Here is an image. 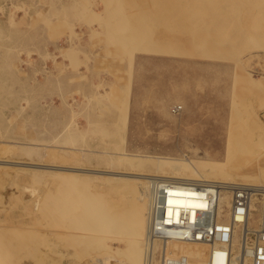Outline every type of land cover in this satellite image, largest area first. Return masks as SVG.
Listing matches in <instances>:
<instances>
[{"label": "rangeland", "instance_id": "374dc122", "mask_svg": "<svg viewBox=\"0 0 264 264\" xmlns=\"http://www.w3.org/2000/svg\"><path fill=\"white\" fill-rule=\"evenodd\" d=\"M0 143L4 264H58L48 207L66 173L71 192L145 214L146 233L150 186L113 173H173L126 152L191 159L214 181L211 164L224 163L238 182L264 183V0H0ZM101 253L87 246L76 264H103Z\"/></svg>", "mask_w": 264, "mask_h": 264}, {"label": "built area", "instance_id": "2783aa9c", "mask_svg": "<svg viewBox=\"0 0 264 264\" xmlns=\"http://www.w3.org/2000/svg\"><path fill=\"white\" fill-rule=\"evenodd\" d=\"M229 190L231 203L220 208L219 182L151 180L146 264H191L177 243L205 245L203 264H264V183H234ZM200 199L203 206L191 203Z\"/></svg>", "mask_w": 264, "mask_h": 264}, {"label": "bare ground", "instance_id": "6f19581e", "mask_svg": "<svg viewBox=\"0 0 264 264\" xmlns=\"http://www.w3.org/2000/svg\"><path fill=\"white\" fill-rule=\"evenodd\" d=\"M177 2H179V1H177ZM189 2H190V0H189ZM182 9H184V8H182ZM90 11L91 12H96L94 7H92ZM156 17H157V15H156ZM221 18L224 19L225 17H221ZM225 20H227V19H225ZM154 25H156V24H154ZM159 26H160V24H159ZM163 27H165V26H163ZM157 30H160V29L158 28ZM162 31H164V30H162ZM155 32H157V31H155ZM157 33H159V31ZM179 33L181 34V32H179ZM159 34L156 35V36H159ZM173 34H176L175 31H174ZM187 35L189 36L188 33L183 35V36H186V39H187V37H188ZM198 35H200V34H198ZM193 37L197 38V35L196 36L193 35ZM153 38H154V36H153ZM159 38H161V36ZM189 38L186 41V43H188V41H190L192 37L189 36ZM196 38H195V40H196ZM198 38H200V37L198 36ZM155 39H156V37H155ZM159 40H157V42ZM198 40H200L199 41L200 43H202V44L204 43V42H201V39H198ZM183 42H184V40H183ZM158 43L162 44V42H158ZM200 43H198V44H200ZM195 44H197V42ZM144 45H145V43H144ZM213 48H217V47H213ZM161 49H163V48H161ZM186 50H190V49H186ZM190 52H191V50H190ZM176 107H178V106H176ZM125 154H126V156H128V155L138 156L139 157L138 165H140V166L147 167V168L150 167V169L155 170V171H157L156 169H158V168H168L169 170H171L173 175H171V176L167 175L166 177H164L163 175L156 174V173L155 174H150V173H133V174L132 173L131 174L113 173V174H119V175H124V176H132L135 181H137L138 183H140L142 186H145V187H147V186L149 187L150 185H148L147 182L151 181L153 179H163V180H167V181L183 182V183H211V182H219V183H221L223 185V191H222V193L220 195V201H219L220 202L219 203L220 204V208H224V206H223L224 204H226V207H228L230 205L231 196L232 195H231V192H230L229 189L231 188L232 184L240 183V182H238L236 180L237 178L235 177V175H230L229 173L222 172L224 170V168H223V164L224 163L221 164V165L217 164V163L211 164L212 167H214V170H216V169L222 170V171H218V172H221V174H222L221 177H222L223 180L214 181L211 178L213 175L211 176L209 173L200 172L199 170H197V168H196V166L194 164V161L191 160V159H189L188 161L182 162V159H179V158L163 157V156H159V155H150V154H144V153H127V152ZM176 160H179V161L181 160V161L179 162V161H176ZM215 162H217V161H215ZM53 168H55V166ZM56 168L65 169V170L66 169H68V170H76V172L78 170L75 167L74 168H67V167H60L59 166V167H56ZM92 168H94V167H92ZM10 170H12V169H10ZM88 171H90V170H88ZM248 171H250V170H248ZM113 172H114V170H113ZM2 173H4V172H2ZM109 173H111V172H109ZM6 174H4V176ZM62 176H63V181H64L63 188H64L65 192H64L63 195H61V197L59 196L60 198L58 200V203H59L58 206L55 205V203H52L48 207L49 212L52 213V214L55 213L56 217H57V228H56V231L55 230L54 231L49 230V231L55 233L57 235V237H58V248H57V251H56L57 255H58V264H76V261L78 260L77 258L80 257L79 256L80 253L87 246H89V247L90 246H94V247H98L99 248V251L102 252L101 253L102 257L99 258V260L103 264H112L113 263V258H115V260H117L119 262V264H123L124 262L122 263V261H128L129 264H146L145 255H146V248H147V243H148V239L147 238H148L149 224H150V192L148 194V193H146L145 190H141V200H143V201L144 200L145 201L148 200V203H149L148 204L149 205L148 215H147V220H148V222H147L148 226L147 227H148V229H147V231L145 233L144 227H143L144 226V222H145L144 221L145 220V214L143 215L142 213H140L138 211L139 213H135L134 212V213H131L129 215L128 214V212H129L128 209L123 208V210H117L115 208L107 207V206L104 205L103 202L97 200L96 198L92 199V198L86 196V194L84 193V191H82L80 189V187H78V189H76L77 190L76 192H71L72 183H73V185H77V184H74L75 181H76V178L74 177V175H69L67 173L65 175H62ZM258 177H259V174H256V175H252V176H245L243 179H244V181H249L248 183H250V184L251 183H255V182H262V179H260ZM0 178H1V176H0ZM118 179L124 181L123 179H120V178H118ZM128 181H129V179H125L124 182H128ZM22 193H23V191H22ZM35 199H36V197H35ZM40 200L41 199H37V201L35 203V206L37 207V209L38 208L41 209ZM44 201H46V200H44ZM44 203H47V202H44ZM191 203L193 205H195V206H203L205 204V201L201 200V199L200 200H192ZM29 204L27 205L28 207H30ZM32 204L33 203L31 202V205ZM134 205H133V207H134ZM130 206H129V208H130ZM30 208H27V209H30ZM137 208H141V207H137ZM36 212L38 213V211H36ZM31 213H29V214H31ZM24 214L26 215L27 213L25 212ZM34 215L36 216V214H34ZM35 218L36 217H34V219ZM23 219H24V217H23ZM49 219L50 218H48V220ZM22 221L20 223H23ZM30 222H28V223H30ZM36 223H38V222H36ZM45 228L46 227H44V229ZM0 229H4V225H3V227L0 226ZM6 229H8V228H5V230ZM39 229H40V227H39ZM47 229H49V228H46L45 231ZM12 230H13V228L9 229L8 231H12ZM106 230H108L110 232L112 231V232H115V233H120V234L124 233L125 235H123L121 237H118L115 234L111 235V236L110 235H106V234H104L106 232L103 233V231H106ZM23 232H25V231H23ZM10 234L12 235V233H10ZM4 238L5 237L0 236V257L3 256V251L6 249V247L9 246V245L8 246L5 245L7 243H5L6 241H5ZM9 244H11V243H9ZM178 244H179L178 245L179 247H182L183 245H185L187 243H178ZM204 249H205V245H200L199 243H190V245H187L186 248L184 247L183 252L188 253V254L191 255V257L193 258V261H191V264H203L202 256L204 254ZM25 257H27V256L25 255ZM120 257H124L125 259L120 261L119 260ZM30 258H31V256H30ZM28 260H29V257H28ZM28 260H26V261L23 260V261H25L27 263L20 262L19 264H41L43 262V260H44V254L35 255L32 258V260L29 261V263H28ZM56 261L52 262V263L54 264V263H56ZM52 263H50V264H52ZM0 264H4V263H2L0 261Z\"/></svg>", "mask_w": 264, "mask_h": 264}]
</instances>
